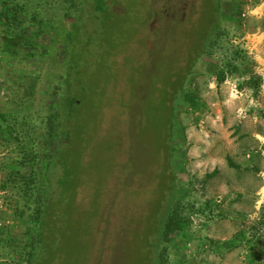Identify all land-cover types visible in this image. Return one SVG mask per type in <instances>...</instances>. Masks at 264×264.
Masks as SVG:
<instances>
[{
    "label": "rangeland",
    "instance_id": "1",
    "mask_svg": "<svg viewBox=\"0 0 264 264\" xmlns=\"http://www.w3.org/2000/svg\"><path fill=\"white\" fill-rule=\"evenodd\" d=\"M63 2H19L25 32L40 20L70 27L78 13L83 19L71 46L83 59L78 89L85 92L68 124L74 180L70 190L55 187L57 197L46 206L52 219L42 230L36 264L144 263L140 253L148 250L152 231L145 236V221L152 226L160 197L161 212L172 203L186 217L190 238L175 235L165 250L155 246L150 254L159 264H264V0H102L99 13L94 0L78 11L77 0ZM66 6L71 16L63 19ZM212 24L220 27L209 40ZM1 42L0 26V110L11 115L24 104L19 114L36 119L30 125L38 154L45 145L55 149L65 124L52 116L53 90L62 88L66 46L47 57L25 43L7 53ZM195 60L186 88L203 105L186 111L177 104L175 131L185 142L171 167L164 135L158 141L151 125L141 123L142 100L155 91L156 70L165 69L158 62L174 80ZM28 139L16 142L0 131V264H25L26 246L34 242L28 216L41 190L27 193L7 182L10 169L19 168L13 162L24 160ZM33 166L43 169L39 161ZM236 234L235 248L212 246Z\"/></svg>",
    "mask_w": 264,
    "mask_h": 264
},
{
    "label": "trees",
    "instance_id": "2",
    "mask_svg": "<svg viewBox=\"0 0 264 264\" xmlns=\"http://www.w3.org/2000/svg\"><path fill=\"white\" fill-rule=\"evenodd\" d=\"M63 1L64 4L71 0ZM85 1L86 0H77V11L82 9L83 3H85ZM19 2L20 0H0V26L2 28L1 46L3 50L7 53H12L15 47L25 43L34 50L39 48L44 49L46 52L45 56L49 54L53 57V53L56 52L55 49H57L60 44H63L66 46L65 52H67V57H64L63 60L66 66V71L63 80L61 81L62 88L60 89V92L58 89L53 90V97L58 99V104L57 102H54L55 106H53L52 109V113L54 114H52V116L54 117L55 122L62 120L61 125L65 124L61 136L56 139L59 141V143L57 141L58 146H56L55 149L48 150L49 146L45 145L42 154H38L40 151V147L38 145L39 140H37L38 135L36 138L33 137L35 125H30V123L35 122L36 119L28 120L25 115L19 114V112L24 108V104H19L17 108L11 109L9 111L11 115H7L5 110H0V124H3L0 126L1 132L7 134L9 139H12L16 142H21L25 137L31 138V140L28 139L26 143L24 142L25 144H28L27 149L24 147L23 150L25 155L22 157L24 160H21V162H13V164L19 168H24L25 165H27L31 171H21L19 168L10 169V172L7 173V182L12 183L15 186H22L23 191L27 193H34L37 190H41V194L38 198L39 201L36 204V209L28 216L30 219V224L27 226L28 234L32 239H34V242L32 241L26 246L27 250L25 252L27 255L25 264H36L40 260L41 255L37 248L39 244H44L43 235H45V232L42 230L45 226H47V224H50L49 221L52 219L48 216L49 213L46 211V206L50 201H52L53 198L54 200L56 199L58 193L56 189L67 188L69 186L70 190L72 187L70 185L71 183L73 185L72 181L74 180V169H72L71 164L72 160L67 155V152L72 153V151H69L68 148L71 142L68 133V124L75 117L74 109L77 106L82 105L85 92L80 87L78 89V86L83 82V59L81 60V55L78 53L74 54L71 51V46H74V33L77 30H81L83 19L82 15L78 13L70 27L65 25L58 26L54 24L53 20H46L45 22L40 20L30 32H25L21 29V21L19 20ZM93 6L96 12L99 13V11L102 9V0H94ZM68 8L69 7L66 6L65 9H62L61 17H63V19L71 16ZM35 18H37V15L33 14L32 19ZM211 26V31L208 35L210 36L209 40H211L213 36H217L220 27L216 26V24H212ZM45 34L49 35V40L44 38ZM207 42L208 39L205 40L202 45L206 47ZM235 51H237V49ZM96 52L98 55H102L100 50L97 49ZM196 54L199 56L201 53L198 52ZM235 55L238 56L239 53L236 52ZM102 62L101 72L105 73L108 69L107 63L104 59ZM195 63L196 60L188 65L187 70H185L183 74H180L174 80H170L167 72L169 68L167 67L168 65H163L161 62H158L157 64L159 66L162 65L165 67V69L162 70V68H160V70H156L157 76L155 91L151 92L148 90V93L142 100L140 112L141 123H143L144 126L151 125V128H153L154 132L156 133V139L158 141H160L159 135H164L163 141H166L167 143L166 153L171 167H174L173 159L175 158V153L185 142V134L182 133V131H178L179 133L175 131L176 125L178 126V122L176 120L177 104L181 103L186 111H196L203 105V102L195 94V92L186 88V83L188 81L187 79ZM162 74L163 76H161ZM215 75L218 82L223 81L225 75L224 70L217 71ZM169 85H172L173 90H167L166 87ZM47 106L50 108V104ZM33 115L37 116L35 113H33ZM26 123H28V126L24 130L20 128L23 125H26ZM156 123H158L159 126H156ZM50 127H56V125H51ZM39 130L40 128L38 127L37 131ZM49 135L53 137L52 132H50ZM158 145H161V143H158ZM33 146H36L37 148H33ZM37 161L43 165L42 171L41 169L33 166L37 163ZM34 169L37 171V173L33 172ZM214 171L215 170H213L211 173H214ZM170 181L172 185V182H174L172 176L170 177ZM3 187L5 186L3 185ZM55 187L57 188L55 189ZM169 187L170 185L167 186V191H169ZM173 188L174 184L171 189L170 196H172ZM167 191H165V193ZM69 196V193H67V197ZM58 197L62 198V195L59 194ZM161 198L162 197H160L159 200L157 199V202L155 203L156 216L153 220L152 226L150 227L149 223L145 221V236L147 237L149 230L152 231L150 232L151 241L146 247L148 250H146L143 254L140 253L142 259H145L144 263L142 264H159L160 262L154 259L150 252L153 251L155 246L157 249L161 247V250H165L166 247L168 248L171 239L175 235H181V238L186 241L190 238L188 230L185 229L186 226H188L186 217L182 218L179 216V213H177V206H173L172 203H168L166 210L164 209L161 212L163 203ZM261 208L264 211V204ZM239 236V234H236L227 240L212 241V246L214 245L217 249L231 250L238 244Z\"/></svg>",
    "mask_w": 264,
    "mask_h": 264
},
{
    "label": "crops",
    "instance_id": "3",
    "mask_svg": "<svg viewBox=\"0 0 264 264\" xmlns=\"http://www.w3.org/2000/svg\"><path fill=\"white\" fill-rule=\"evenodd\" d=\"M196 148H197L196 145H194L193 147H190L189 155L191 158L193 157V154L197 151ZM191 162L195 163L196 160H192Z\"/></svg>",
    "mask_w": 264,
    "mask_h": 264
}]
</instances>
